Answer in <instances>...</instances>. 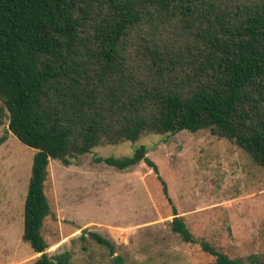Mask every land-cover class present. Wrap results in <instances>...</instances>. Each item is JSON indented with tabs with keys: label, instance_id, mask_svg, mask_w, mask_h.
<instances>
[{
	"label": "trees",
	"instance_id": "16d2710c",
	"mask_svg": "<svg viewBox=\"0 0 264 264\" xmlns=\"http://www.w3.org/2000/svg\"><path fill=\"white\" fill-rule=\"evenodd\" d=\"M6 120L36 151L22 240L39 255L33 264H70L68 253L49 255L43 237L50 160L70 166L94 148L205 130L264 169V0H0V127ZM98 162L146 164L174 210L172 232L213 264H264V255L232 259L196 239L144 146Z\"/></svg>",
	"mask_w": 264,
	"mask_h": 264
},
{
	"label": "rangeland",
	"instance_id": "374dc122",
	"mask_svg": "<svg viewBox=\"0 0 264 264\" xmlns=\"http://www.w3.org/2000/svg\"><path fill=\"white\" fill-rule=\"evenodd\" d=\"M0 264H33L22 240L24 204L36 153L0 127ZM141 146L165 181L179 217L198 240L232 259L264 255V169L246 152L208 131L146 135L136 143L94 148L64 166L50 160L45 194L51 215L43 237L49 255L70 264H213L199 245L171 230L174 210L146 164L118 171L98 159L130 157ZM96 233L114 247L89 237ZM84 236V239L81 237Z\"/></svg>",
	"mask_w": 264,
	"mask_h": 264
}]
</instances>
